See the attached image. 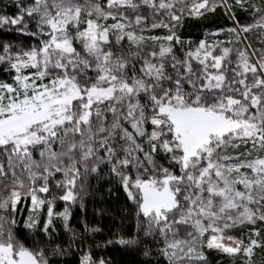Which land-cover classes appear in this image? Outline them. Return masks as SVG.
I'll return each mask as SVG.
<instances>
[{
  "label": "snow or ice",
  "instance_id": "obj_1",
  "mask_svg": "<svg viewBox=\"0 0 264 264\" xmlns=\"http://www.w3.org/2000/svg\"><path fill=\"white\" fill-rule=\"evenodd\" d=\"M128 255L264 264V0H0V264Z\"/></svg>",
  "mask_w": 264,
  "mask_h": 264
},
{
  "label": "trees",
  "instance_id": "obj_2",
  "mask_svg": "<svg viewBox=\"0 0 264 264\" xmlns=\"http://www.w3.org/2000/svg\"><path fill=\"white\" fill-rule=\"evenodd\" d=\"M11 11V9L9 10ZM230 21L222 9H218L215 15H209L205 19H189L185 22L181 32L185 38L191 37L193 40L202 38L205 29H214L216 27H227ZM89 208V217H91V205ZM79 211V209H77ZM106 223V222H105ZM103 226V224H102ZM259 256V250L257 252ZM123 261V264H129L132 260L130 255L118 257Z\"/></svg>",
  "mask_w": 264,
  "mask_h": 264
}]
</instances>
